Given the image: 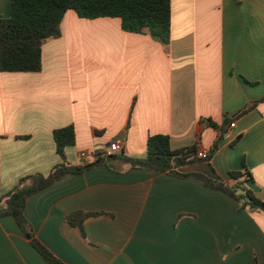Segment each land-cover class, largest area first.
Instances as JSON below:
<instances>
[{
  "label": "crops",
  "instance_id": "1",
  "mask_svg": "<svg viewBox=\"0 0 264 264\" xmlns=\"http://www.w3.org/2000/svg\"><path fill=\"white\" fill-rule=\"evenodd\" d=\"M10 15L11 0H0V18ZM61 28L43 47L41 72L0 71L2 196L62 162L57 129L75 128L66 158L83 166L116 141L144 157L159 134L173 150L210 153L220 130L209 120L227 131L219 149L180 171L232 184L230 173L246 166L264 200V102L226 123L264 98V0H172L168 43L74 11ZM239 209L195 179L102 165L30 197L25 213L66 264H264V214ZM78 211L101 215L83 232L66 222ZM0 264H47L13 217L0 218Z\"/></svg>",
  "mask_w": 264,
  "mask_h": 264
},
{
  "label": "trees",
  "instance_id": "2",
  "mask_svg": "<svg viewBox=\"0 0 264 264\" xmlns=\"http://www.w3.org/2000/svg\"><path fill=\"white\" fill-rule=\"evenodd\" d=\"M74 11L83 19H120L122 29L130 33L148 32L152 37L168 43L172 26V0H11V15L0 18V71L4 73H37L43 68V47L52 39L62 36L65 15ZM260 101L248 104L226 123L233 122L255 109ZM206 125L220 130L207 158L199 157V144L180 150H173L168 135H152L148 139L144 157H131L124 150L118 153H101L95 160L83 166H75L67 161L65 150L76 144L73 126L57 129L53 136L57 153L62 162L49 175L35 174L20 180L17 187L5 196L1 195L0 175V218L13 217L22 233L47 264H66L50 251L36 236L26 217L28 199L49 188L63 177L84 174L99 166H106L118 174L130 170L152 169L181 179H195L206 188L220 191L240 204V211L264 214V200L256 196L252 185V173L246 166L230 173L233 183L212 179L202 173H183L182 167L199 162H208L219 149L220 142L227 133L209 120ZM233 144L232 146H234ZM1 172V151H0ZM101 213L78 211L66 218V222L84 232V222ZM256 264H259L256 261Z\"/></svg>",
  "mask_w": 264,
  "mask_h": 264
},
{
  "label": "built area",
  "instance_id": "3",
  "mask_svg": "<svg viewBox=\"0 0 264 264\" xmlns=\"http://www.w3.org/2000/svg\"><path fill=\"white\" fill-rule=\"evenodd\" d=\"M231 126L234 127L235 124H231ZM110 149L113 153H118L122 150V143L120 141H116L110 145ZM207 156H208V153H206V152H200L199 153L200 158L205 159V158H207ZM82 157L83 158L87 157V154H85V153L82 154Z\"/></svg>",
  "mask_w": 264,
  "mask_h": 264
}]
</instances>
